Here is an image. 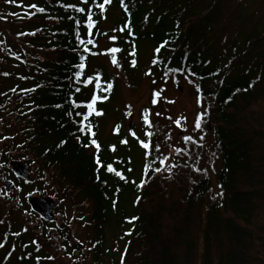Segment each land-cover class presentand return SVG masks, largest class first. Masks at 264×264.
<instances>
[{
  "label": "trees",
  "instance_id": "16d2710c",
  "mask_svg": "<svg viewBox=\"0 0 264 264\" xmlns=\"http://www.w3.org/2000/svg\"><path fill=\"white\" fill-rule=\"evenodd\" d=\"M3 3L22 39L14 46L0 33L5 152L48 173L60 205L87 217L93 264H264V8L251 0H111L103 10L104 0ZM145 51L153 81L172 76L197 100L200 128L173 148L162 144L164 123L150 120L148 106L137 125L121 127L119 80L98 61L114 55L134 79ZM110 113L115 124L105 136ZM53 225L41 222L43 241L15 228L34 264H55L41 245ZM63 245L69 255L81 249Z\"/></svg>",
  "mask_w": 264,
  "mask_h": 264
},
{
  "label": "rangeland",
  "instance_id": "374dc122",
  "mask_svg": "<svg viewBox=\"0 0 264 264\" xmlns=\"http://www.w3.org/2000/svg\"><path fill=\"white\" fill-rule=\"evenodd\" d=\"M4 1L5 0H0V6L4 5ZM27 2H29V0H25V3ZM251 4L253 8L255 7V10H260L259 7L264 8V0H251ZM259 12H261V10ZM9 14L10 13L4 10H0V33H2L8 41H11V44L16 46L17 41L21 42L22 39L14 34V25H18V21L9 17ZM262 15L264 16V10H262ZM111 26L112 22L106 18L104 28H109ZM108 42L109 40L103 39V43L106 44ZM149 60V51H145L140 55L142 70L140 74L136 73L134 75V79L126 76L119 61L118 66L113 65L110 60L104 57L99 58L98 61L111 66L119 80V101L115 104L118 110V117H120L121 127L127 132L130 124L137 125L140 120V113L143 106H148L150 120L155 122L160 120L164 123L163 127L166 130L167 140L163 141L162 144H165V147L169 146L173 148L180 143L185 134L196 132L195 124L198 115L197 100L185 82L177 83L172 76H169L167 80L158 78L157 82L153 81L146 72ZM154 90H158L161 96L157 98L160 102L155 106V110L152 111L149 99ZM155 104L156 102L154 105ZM157 113H159V115H157ZM114 117L115 116L110 113L105 119V122L102 124L103 135L106 136L111 132L115 124ZM176 121H179V123L177 124ZM6 142L7 138L0 139V159ZM10 151L12 154H16L14 149H10ZM0 167H3V164H0ZM29 171L31 175L29 182L30 186L27 190L30 191L29 194H37L41 189L47 192L51 190L49 185H46L48 180L45 179V175H41L32 165H30ZM6 173H8V171ZM211 179L214 184L213 174H211ZM24 189L25 187L19 192V187H16L12 189L11 193L6 194L2 181L0 180V264H27L21 261L23 258L28 257L25 255V252H20L21 249L18 243H16V249L13 247L15 237L17 236L15 233V224H21L25 227L27 232L32 235H37L36 230L40 226V220L36 216L22 211L23 209L21 206H23V203L20 199L26 194V192H23ZM46 194L50 195L48 193ZM62 211L68 216L64 218L63 213H57L56 223L65 222L68 225V233L71 235L72 241L84 242L83 249L85 250V254L80 258H70L65 255L61 248V241H59L62 236H59L54 229L51 230V242L47 243L44 241V244L41 245L51 254L55 264H92L88 253V241L85 238L91 234V229L86 221L87 217L83 216L84 218H81V213L79 211H73V209L64 206L62 207ZM76 216L79 217L76 218ZM28 233H26V236H28ZM58 236L59 240L56 239ZM27 260L28 264H34L29 258Z\"/></svg>",
  "mask_w": 264,
  "mask_h": 264
},
{
  "label": "snow or ice",
  "instance_id": "6c2138e0",
  "mask_svg": "<svg viewBox=\"0 0 264 264\" xmlns=\"http://www.w3.org/2000/svg\"><path fill=\"white\" fill-rule=\"evenodd\" d=\"M110 2H111V0H104V3L99 5L100 9L103 10V9L105 8V4L110 3ZM85 3H87V0H85ZM31 7H36V5H32ZM69 7H71V5H69ZM77 10L80 11V12H84V11H85L84 8H79V9H77ZM39 11L43 12L44 9L41 8V9H39ZM89 20L91 21V16H89ZM88 26H89V27H92V23H89ZM111 39L115 40L116 37H111ZM89 43H92V41H89ZM86 50H87V49H86ZM118 51H120V49H118V48H112V49L109 50V54H111V53H116V52H118ZM155 51H156V52H159V51H160V48L158 47L157 49H155ZM111 63H112L113 65L118 66V61H117V59H116V57H115L114 55L111 56ZM153 63H155V61H153ZM135 64H136V62L133 60V61H132V66L134 67ZM79 67H80V68H84L85 65H84V64H80ZM108 87H109V89H110V88H111V84H109ZM77 91H79V89H77ZM159 94H160L159 92H156L154 95L159 96ZM98 98H99V97L93 96V97L91 98V102H89V103L87 104V108L90 110L89 114H91L93 111H95V105H96V101H97ZM155 102H156V101L153 100V103H155ZM96 114H97V115H101L102 113H101V112H96ZM157 115H159V113H157ZM85 118H87V117H85ZM142 119H143L144 124H147V125H149V126L151 127V121H150L149 118H148V110H147V109L145 110ZM176 123L178 124L179 121H176ZM195 127H196L197 129L200 128V119H199V117L197 118V121H196ZM81 130H83V129H81ZM92 135H93V137H94V136H95V133L93 132ZM131 135H132L133 137H135V136H136V133H135V132H131ZM146 135H147L148 137H151V136L154 135V133H153V132H147ZM185 139H189V140H190L191 137H186ZM122 143H125V144H126V143H127V140L122 141ZM91 144L94 145L96 149H99V148H100L99 143H98L94 138L92 139ZM140 146H141L143 149H147V148H149L150 145H149V143H146V142H144L143 140H141V141H140ZM113 150H115L114 146H113ZM96 162H97V163H100L99 158H97V161H96ZM161 162L163 163V161H161ZM107 169H108L109 172H115V174H116L117 176H119L121 179H124L123 174L120 173V172H116L115 169L112 167V165H107ZM156 171H160V169L157 168Z\"/></svg>",
  "mask_w": 264,
  "mask_h": 264
},
{
  "label": "water",
  "instance_id": "95a60500",
  "mask_svg": "<svg viewBox=\"0 0 264 264\" xmlns=\"http://www.w3.org/2000/svg\"><path fill=\"white\" fill-rule=\"evenodd\" d=\"M13 170L25 179L29 178V174L26 170V166L22 161L13 160L11 161ZM10 187V182L6 183L7 190ZM29 204L32 209L37 213L41 214L44 219L52 220L54 218L52 209L56 206V202L48 197H35L32 196L28 199Z\"/></svg>",
  "mask_w": 264,
  "mask_h": 264
}]
</instances>
